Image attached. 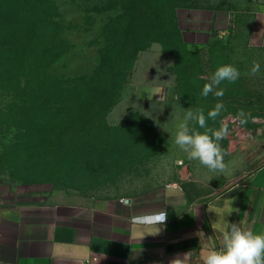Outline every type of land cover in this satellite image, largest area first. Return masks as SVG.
<instances>
[{
	"label": "rangeland",
	"instance_id": "obj_1",
	"mask_svg": "<svg viewBox=\"0 0 264 264\" xmlns=\"http://www.w3.org/2000/svg\"><path fill=\"white\" fill-rule=\"evenodd\" d=\"M53 2L68 45L51 69L69 78L66 85L74 87L76 77L90 74L100 62L102 76H108L107 70L122 68L125 78L114 104L101 117L95 116L94 110L110 100L104 90L105 77L85 86L80 97L71 96L48 124L36 112L41 102L31 97L32 90L26 88L17 67L10 73L1 71L0 203L18 197L50 204L74 192L94 197L154 198L161 188L172 183L191 197H208L246 177L264 162V47L248 43L247 16L223 38L191 47L170 36L162 12L148 22L139 15L134 0ZM159 3L173 8L207 6L238 12L252 8L249 0H158ZM146 24L145 36L134 40L138 27ZM140 43L146 46L131 61ZM187 55L194 62L190 69L198 71L199 81L192 89L188 83L191 75H186L180 65V58ZM253 61L260 64L255 76L249 75ZM227 64L239 70V79L219 85L224 90L223 97L212 93L203 97L204 84L218 67ZM161 67L175 77L177 71L186 80L183 98L177 96L176 88L164 98H132L128 88L132 77L143 70L147 76H160ZM52 100L46 99L44 111ZM125 102H130L127 109ZM217 102L223 103L224 110L215 120H207V126L218 129L222 123L228 125V135L219 142L226 153L224 173L212 172L199 161L189 160L174 143L185 110L203 109L207 117ZM241 109L255 119L241 125L235 119ZM189 127L205 131L194 121H189ZM82 129L87 135L79 144L71 143L70 134ZM63 136H68V143L60 146Z\"/></svg>",
	"mask_w": 264,
	"mask_h": 264
},
{
	"label": "crops",
	"instance_id": "obj_2",
	"mask_svg": "<svg viewBox=\"0 0 264 264\" xmlns=\"http://www.w3.org/2000/svg\"><path fill=\"white\" fill-rule=\"evenodd\" d=\"M244 12L215 7H177L180 36L191 47L207 45L230 34L244 16L248 43L264 47V0H249ZM160 76L134 75L128 88L136 99L164 98L173 93L176 77L165 67ZM130 102H125L127 109ZM126 198L127 207L121 203ZM164 209L167 220L155 228L135 223L133 216ZM238 223L264 233V162L246 177L208 197H191L175 183L157 197H94L70 193L39 204L12 197L0 203V264H169L192 252L191 264L222 246V233ZM203 232L205 237L198 233Z\"/></svg>",
	"mask_w": 264,
	"mask_h": 264
},
{
	"label": "trees",
	"instance_id": "obj_3",
	"mask_svg": "<svg viewBox=\"0 0 264 264\" xmlns=\"http://www.w3.org/2000/svg\"><path fill=\"white\" fill-rule=\"evenodd\" d=\"M134 1L139 15L147 18L148 22L162 12L166 31L178 42L186 45L177 27L176 8L158 4V0ZM58 16L53 0H0V72L9 71L10 73L11 68L17 67L18 74L24 78L26 88L32 90L31 97H34L36 102H41L36 112L39 113L41 120L48 124L55 120L71 96L80 97L84 94L85 86L91 82L98 83L105 77L103 82L106 88L104 90L105 94L110 96V100L103 108L94 110L95 116L101 117L114 104L125 78L124 71L122 68H114L111 71L107 70L108 76H102L103 62H100L90 74L76 77L74 87H68L66 83L69 78L66 79L51 69L52 63L64 53L68 45L63 37L62 23L57 20ZM147 25H140L132 38L136 41L141 40L145 36ZM145 46L144 43L137 44L131 61L136 52ZM180 65L185 68L186 75H191L188 83L192 89L195 82L199 81L198 71L190 69L194 65L192 58L188 55L180 58ZM175 73L176 93L181 99L186 80L181 79L177 71ZM47 98L48 101L50 98L53 100L49 109L44 111L45 105L48 106ZM70 135L72 136L70 142L79 144L87 134L82 129ZM61 140L63 143L60 146L66 145L68 136L61 137Z\"/></svg>",
	"mask_w": 264,
	"mask_h": 264
},
{
	"label": "clouds",
	"instance_id": "obj_4",
	"mask_svg": "<svg viewBox=\"0 0 264 264\" xmlns=\"http://www.w3.org/2000/svg\"><path fill=\"white\" fill-rule=\"evenodd\" d=\"M260 71V64L253 61L249 75L255 76ZM240 77L239 70L230 64L218 67L208 83L204 84L201 95L207 97L210 93L220 98L224 95V90L219 88L223 81L235 83ZM224 110L222 102H217L205 116L203 109L191 108L185 110L183 120L178 123L175 132L174 143L183 151L189 160H196L212 172L224 173L227 165L224 161L225 151L220 145V141L228 135V125L222 123L218 129L207 126V120H215ZM250 113L243 109L239 110L236 120L241 125L249 122ZM189 121L196 122L200 128L205 129L203 133L195 128L189 127ZM121 203L131 207V203L126 198H121ZM133 222L155 228L157 235L161 231V225L167 220V212L164 209L145 212L132 217ZM200 237H205L203 232L198 233ZM192 252L185 253L183 257L177 256L169 264H191ZM203 264H264V233L254 234L251 230H245L238 223H230L229 230L222 233V246L216 250H210L203 257Z\"/></svg>",
	"mask_w": 264,
	"mask_h": 264
},
{
	"label": "built area",
	"instance_id": "obj_5",
	"mask_svg": "<svg viewBox=\"0 0 264 264\" xmlns=\"http://www.w3.org/2000/svg\"><path fill=\"white\" fill-rule=\"evenodd\" d=\"M91 260L94 261L96 264H107L105 261H99L96 257H92Z\"/></svg>",
	"mask_w": 264,
	"mask_h": 264
},
{
	"label": "water",
	"instance_id": "obj_6",
	"mask_svg": "<svg viewBox=\"0 0 264 264\" xmlns=\"http://www.w3.org/2000/svg\"><path fill=\"white\" fill-rule=\"evenodd\" d=\"M128 200V199H127Z\"/></svg>",
	"mask_w": 264,
	"mask_h": 264
}]
</instances>
